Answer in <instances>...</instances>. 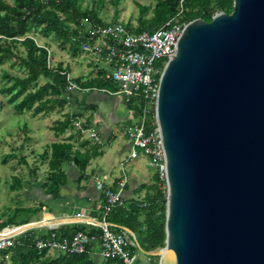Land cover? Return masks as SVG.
<instances>
[{
	"label": "water",
	"instance_id": "water-1",
	"mask_svg": "<svg viewBox=\"0 0 264 264\" xmlns=\"http://www.w3.org/2000/svg\"><path fill=\"white\" fill-rule=\"evenodd\" d=\"M155 116L165 241L145 254L158 264H264V0H233L230 14L185 26Z\"/></svg>",
	"mask_w": 264,
	"mask_h": 264
},
{
	"label": "trees",
	"instance_id": "trees-1",
	"mask_svg": "<svg viewBox=\"0 0 264 264\" xmlns=\"http://www.w3.org/2000/svg\"><path fill=\"white\" fill-rule=\"evenodd\" d=\"M85 1L0 0V66L8 62L11 68H17L22 72V75H12L0 69L2 83L0 93L6 97V104L14 113H29L35 117L61 110L72 98V91L67 90L69 81L83 89L116 91L108 78L109 72L100 68L96 69V76L89 79L78 77L68 80L69 68L63 66L62 63L53 64L52 55L48 51V43L39 45L35 40V34L43 38L51 36L59 46L67 47L73 57L78 53L87 56L81 50V44L86 40L88 31L97 26H105L107 23L97 18L93 10L83 7ZM89 1L100 4L104 2V0ZM232 2L233 0H156L149 18H145L148 7L138 4L139 14L135 30L152 33L178 12L184 22L195 19L210 22L217 13L230 14ZM125 27L131 29L129 23ZM125 107L128 111H132L134 117L139 116V102L136 98L127 100ZM61 116L62 119L52 121L49 126L56 138L65 134L69 129H73V120L78 117L75 114H62ZM153 120V117H150V122ZM149 124L145 128L146 131L153 128ZM18 129L19 133L25 134V140H28L26 125L23 124ZM76 137H81L80 131H75L62 142L51 143L49 153L44 150L37 156L42 162L47 160V172L42 175L45 182L41 191L44 195H56L65 185L64 166H73L79 173V181L89 179L90 175L86 174V169L90 161L100 155V147L88 146V141H82V147H88L81 152L72 143ZM7 159L8 156H4V162ZM20 164H25L22 157ZM35 170V168L29 169L28 174L33 177ZM14 180L12 190L22 187L20 180ZM152 180L143 199L123 201L122 205L114 207L108 213L105 220L114 226L112 229L114 232L125 229L133 235L130 238L135 240L137 247H127L131 254L140 252L150 264H158L157 256H149L145 253L164 247L166 191L160 189L158 178L154 173ZM27 187H31L30 183H27ZM110 187L114 189L115 185ZM42 204L39 203L37 207L13 209L10 217L0 222V231L6 227H18L32 222L12 224L16 220L39 212ZM103 204L102 201L99 221ZM80 231L96 235L101 233L98 227L85 224L66 225L56 229L58 236L65 237H71ZM39 237L37 229H29L15 237L13 247L0 251V264H123L119 259H101L98 262L92 256L91 249L78 255L55 252L56 254L51 256L47 250L37 251L33 248V241Z\"/></svg>",
	"mask_w": 264,
	"mask_h": 264
},
{
	"label": "built area",
	"instance_id": "built-area-1",
	"mask_svg": "<svg viewBox=\"0 0 264 264\" xmlns=\"http://www.w3.org/2000/svg\"><path fill=\"white\" fill-rule=\"evenodd\" d=\"M188 23L181 20L178 12L152 33L126 28L120 21L97 26L88 31L86 40L81 44V50L96 63L102 62L109 69L108 78L116 91L94 90L108 96L121 94L125 102L136 98L140 112L138 117H134L132 111H128L125 137L129 141L130 153L120 164V175L115 188L111 189L105 185L98 174L92 176L94 188L104 202L101 220L95 224L86 219L83 212L76 215L85 225L98 227L101 233L96 235L80 231L71 237H65L58 236L56 228L48 227L43 230L38 228L36 223H28L25 225L30 226L24 229L22 227L25 225L2 229L0 251L13 247V239L18 235L29 229H37L40 237L33 241V248L37 251L78 255L95 248L97 255L103 260L119 259L123 264H140L138 255L131 254L127 248L137 247L135 240L130 238L133 235L125 229L114 232V226L106 222L105 218L114 207L123 204L122 194L127 184L125 167L138 156L147 159V165L158 178L160 189L166 191L164 152L155 116L158 82L163 67L173 55L177 41ZM67 90L84 92L88 89L80 88L69 81ZM150 117H153V122H150ZM148 123L153 126L150 131L145 130ZM83 131L90 130L82 129L81 132ZM90 137L98 140L94 131H91Z\"/></svg>",
	"mask_w": 264,
	"mask_h": 264
},
{
	"label": "rangeland",
	"instance_id": "rangeland-1",
	"mask_svg": "<svg viewBox=\"0 0 264 264\" xmlns=\"http://www.w3.org/2000/svg\"><path fill=\"white\" fill-rule=\"evenodd\" d=\"M156 0H104L103 3H94L92 1L86 0L83 3V7L93 10L97 18L102 20V22L111 24L120 21L126 26L127 23L130 24L131 28L135 29L137 25L138 8L137 5L148 7V12L145 14V18H149L152 15V10L155 6ZM35 40L39 45L48 43L49 52L52 55V63H66L70 69L69 77L71 79L77 78L84 75V70L88 67L86 62L89 61V67L96 64L98 68L107 70L109 69L102 64V62H95V60L86 55H81L78 53L76 56H72L69 53L68 48H62L52 37L43 38L41 35L35 34ZM19 51L21 49L19 48ZM0 69L8 71L10 74L22 75V72L17 70V68H11L9 63L0 66ZM42 83V82H41ZM2 83L0 81V87ZM74 95H78L79 92L73 91ZM99 95H106L99 92ZM72 104L65 105L61 110H56L54 113H49L48 115H39L32 117L29 113L16 114L12 111L11 107L6 104V97L0 93V222L6 221L13 209L17 207L30 208L37 207V203L33 201V196L36 191L41 190L43 183L42 175L47 172V160L42 162L37 156L41 154L44 150L49 153V146L53 142H62L69 135L73 134L75 131H80L81 137H76L72 140V143L88 141L90 145H103V140L98 135V140H94L90 137L92 127L90 131H83L82 128L85 122L81 118V115L90 114V111H84L80 113V110L74 106L73 101L70 100ZM97 105L98 110L102 116L108 117L109 112H111V104L106 98H99L93 101ZM59 112V113H58ZM73 120V129H69L65 134L56 138L53 131L49 129L52 121L62 119V114H79ZM26 125L27 133L25 140V134L19 133L20 127ZM124 135V136H123ZM117 153L110 147H104L103 152H105L104 157H98L90 161L89 166L86 169V174H90L92 170L96 173L101 172L103 175L107 172L112 171L115 175L118 174L120 170V164L128 157L130 153L129 149H123L129 145L128 139L125 137V128H118L117 132ZM110 154V155H109ZM4 156H8L6 162H4ZM21 157L24 159L25 164H20ZM49 157V156H48ZM136 168L138 170H143L148 173L149 166L147 165V159L144 157L132 160L130 164H127L126 171H130ZM36 169L35 175L32 177L28 174L29 169ZM66 168V166H64ZM151 170V169H150ZM100 174V173H99ZM102 176V175H101ZM102 178V177H101ZM21 181L22 187L19 189L12 190L11 187L15 184V180ZM103 179V178H102ZM27 183H30L31 187H27ZM140 199V198H139ZM143 199V197L141 198ZM32 216H26L20 220H16L12 224H22L33 219ZM9 225L11 223H8ZM51 256L55 255V252H49ZM140 263H142L145 258H142V253H137ZM100 261L101 258L98 257ZM144 264H150L149 261Z\"/></svg>",
	"mask_w": 264,
	"mask_h": 264
},
{
	"label": "crops",
	"instance_id": "crops-1",
	"mask_svg": "<svg viewBox=\"0 0 264 264\" xmlns=\"http://www.w3.org/2000/svg\"><path fill=\"white\" fill-rule=\"evenodd\" d=\"M89 65L90 63L87 61L86 66L88 68L84 70V75L79 76L80 78L87 77L89 79L96 76L95 71L98 67H96V64H93L91 67H89ZM63 66L68 67L66 63H63ZM99 98H106L111 104L112 108L108 117L102 116L97 105L93 103L94 100ZM70 100L73 101L74 106L80 110V113L84 111L91 112L90 114L84 116L81 115V118H84L83 120L85 122L83 123L84 125H82L83 127L79 129L82 130L86 128L90 130V127H92L93 131L100 135L103 140V145H97L100 147V155L98 157L101 158L106 155L105 152H103L105 146L113 148L116 154L118 152L116 144L118 128H126L129 118V112L125 107L124 97L121 94H114L111 96L99 95V91L88 89L87 91L79 92L77 96L72 94V98ZM69 104L72 103L69 102ZM80 113L76 115L80 117ZM81 142L74 143L75 148L81 152H84L88 146H93L89 144L86 148H83ZM129 148L130 146L128 145L127 147L121 148V150ZM141 157L142 156H138L134 160ZM130 163L131 162L128 164ZM64 170L66 174V183L60 188L56 195H44L39 189V191H36L33 196V201L35 203L43 204L41 205L40 211L33 215L34 218L30 223H36L38 228H42L43 230L48 227L60 229L66 225L85 224L84 221L76 218V215L80 212H83L84 217L91 222L95 224L99 223V209L101 208L103 199L94 188L92 176L98 174L103 178L105 185L113 186L116 185L120 175V170L116 175L110 170L104 175L103 173L101 174V172L96 173L92 170L89 174L90 176L88 180L79 181V173L73 166H66ZM126 174L127 184L122 194L123 200L129 202L131 199H141L144 197L147 187L153 181L152 170L149 169L148 173H145L143 170H138L135 165V169L130 171L129 176L127 171ZM94 249L91 254L96 260H98L97 258L99 256ZM141 257L145 258V260L140 264L147 262V258L144 255Z\"/></svg>",
	"mask_w": 264,
	"mask_h": 264
},
{
	"label": "bare ground",
	"instance_id": "bare-ground-1",
	"mask_svg": "<svg viewBox=\"0 0 264 264\" xmlns=\"http://www.w3.org/2000/svg\"><path fill=\"white\" fill-rule=\"evenodd\" d=\"M54 225V224H53ZM50 226V225H49Z\"/></svg>",
	"mask_w": 264,
	"mask_h": 264
}]
</instances>
